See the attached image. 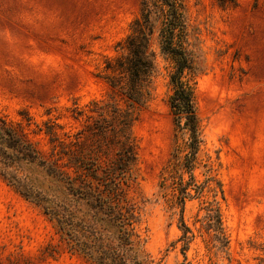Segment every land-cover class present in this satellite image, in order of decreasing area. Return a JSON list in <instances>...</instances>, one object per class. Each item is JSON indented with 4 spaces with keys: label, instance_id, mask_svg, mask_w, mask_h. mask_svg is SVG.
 Returning <instances> with one entry per match:
<instances>
[{
    "label": "rangeland",
    "instance_id": "1",
    "mask_svg": "<svg viewBox=\"0 0 264 264\" xmlns=\"http://www.w3.org/2000/svg\"><path fill=\"white\" fill-rule=\"evenodd\" d=\"M184 3L204 59L193 87L203 139L199 160L212 163L221 184L226 252L204 227L201 205L209 194L184 203L182 218L192 238L183 250L178 208H170L175 191L169 180L159 188L174 148L183 146L167 102L169 63L157 57L141 107L129 106L101 77L105 61L123 51L139 0H0V118L45 157L63 142L79 155L97 153L105 165L113 156V133L96 134L93 110L114 96L134 116L135 178L126 189L139 205L136 230L149 264H264V0ZM45 123L54 126L56 141ZM66 161L62 156L60 163ZM31 172L42 178L37 169ZM194 174L202 181V167ZM11 262L90 264L68 249L39 207L0 177V264Z\"/></svg>",
    "mask_w": 264,
    "mask_h": 264
},
{
    "label": "trees",
    "instance_id": "2",
    "mask_svg": "<svg viewBox=\"0 0 264 264\" xmlns=\"http://www.w3.org/2000/svg\"><path fill=\"white\" fill-rule=\"evenodd\" d=\"M218 1L222 5L236 2ZM122 49L120 55L105 61L101 77L131 107L147 102L158 71L157 57L170 65L171 93L167 102L177 137H183V146L174 148L171 168L159 188L166 189L165 181L169 180L175 191L170 208H178L182 249L192 238L182 218L184 203L207 193L210 199L201 205L204 227L212 233L216 247L226 252L228 240L218 201V196H222L221 184L212 163L201 165L199 160L203 139L193 87L195 77L204 69V59L189 28L184 0H139L138 16L129 25ZM93 112L97 116L93 127L96 134L113 133L109 143L113 156L107 164L99 162L97 153L79 155L63 142L54 145L45 157L23 133L0 118V177L21 197L39 207L68 249L90 264H149L143 249L145 240L136 230L139 205L129 198L126 189L134 181L137 159L131 131L133 112L122 110L114 96L95 105ZM106 121H110L108 129L103 125ZM45 124V133L50 135L51 142L56 141L54 126ZM57 146L61 149L55 153ZM62 156L67 161L60 163ZM199 166L202 181L194 174ZM33 168L41 172L42 178L31 172Z\"/></svg>",
    "mask_w": 264,
    "mask_h": 264
}]
</instances>
